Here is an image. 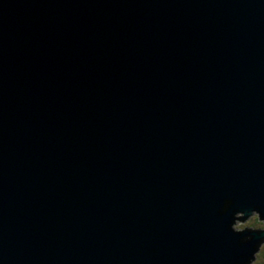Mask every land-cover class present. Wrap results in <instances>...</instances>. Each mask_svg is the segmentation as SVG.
<instances>
[{
    "label": "water",
    "instance_id": "obj_1",
    "mask_svg": "<svg viewBox=\"0 0 264 264\" xmlns=\"http://www.w3.org/2000/svg\"><path fill=\"white\" fill-rule=\"evenodd\" d=\"M224 196L264 204V0H0V264H233Z\"/></svg>",
    "mask_w": 264,
    "mask_h": 264
},
{
    "label": "clouds",
    "instance_id": "obj_2",
    "mask_svg": "<svg viewBox=\"0 0 264 264\" xmlns=\"http://www.w3.org/2000/svg\"><path fill=\"white\" fill-rule=\"evenodd\" d=\"M215 215L226 218V230L237 238L238 248L250 245L247 254L235 257L233 264H264V204L238 203L232 196H224Z\"/></svg>",
    "mask_w": 264,
    "mask_h": 264
}]
</instances>
